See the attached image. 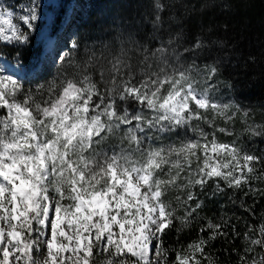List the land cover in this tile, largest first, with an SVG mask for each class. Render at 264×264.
<instances>
[{
  "label": "snow or ice",
  "instance_id": "obj_1",
  "mask_svg": "<svg viewBox=\"0 0 264 264\" xmlns=\"http://www.w3.org/2000/svg\"><path fill=\"white\" fill-rule=\"evenodd\" d=\"M165 7L154 0L150 31L129 22L90 43L74 15L35 82L0 66V264H218L216 241L264 264V214L202 215L227 196L256 219L264 120L235 99L216 41L163 37ZM44 22V0H0V58L23 67Z\"/></svg>",
  "mask_w": 264,
  "mask_h": 264
},
{
  "label": "trees",
  "instance_id": "obj_2",
  "mask_svg": "<svg viewBox=\"0 0 264 264\" xmlns=\"http://www.w3.org/2000/svg\"><path fill=\"white\" fill-rule=\"evenodd\" d=\"M166 5L161 14L164 19L163 37L183 31L186 42H194L197 36L213 45V52L226 56L228 65L225 75L233 82L234 97L245 107L253 109L255 117L264 120V0H161ZM154 0H82V12H79L78 26L84 42L105 39L114 33L118 26L131 22L142 30L150 31V25L141 23L150 19ZM81 4V2H80ZM82 13V15H81ZM11 49H4L3 54L14 59ZM40 47L34 45L24 49L23 61L30 65L40 54ZM55 72V66L44 59L38 70L25 76L35 82ZM256 143L264 148V140ZM251 204L252 200L249 199ZM221 204H227L224 209ZM221 211L229 216L235 213L248 222L257 224L264 214V199L254 208L256 219L239 208L227 202V196L214 200H206L202 215L219 217ZM240 231L244 230V221L238 224ZM195 232L185 233L181 239L184 243L194 238ZM175 233L166 237V242L172 244ZM236 247H241V241H235ZM229 247L221 241H216L210 249L218 258V264H235L237 257L223 251ZM230 250V249H229Z\"/></svg>",
  "mask_w": 264,
  "mask_h": 264
},
{
  "label": "rangeland",
  "instance_id": "obj_3",
  "mask_svg": "<svg viewBox=\"0 0 264 264\" xmlns=\"http://www.w3.org/2000/svg\"><path fill=\"white\" fill-rule=\"evenodd\" d=\"M3 2L15 6L18 3L25 2V0H3ZM82 6V0H44L45 22L41 24L40 30L34 34L32 40L34 41V45L39 46L40 51L43 52V60L45 59L52 63L57 51L61 50V42L58 41V38H63L65 29L68 27L74 15L77 16L76 24H78V20L81 18L79 12H82ZM62 7L65 10L63 13L61 12ZM54 19L57 20V26L59 28L58 33L51 28ZM50 33H52V35L49 40L48 37ZM0 66L4 67L9 73L17 72L22 76H27L33 71L38 70L36 59L32 60L30 65L24 63L22 67L17 64L15 59H9L4 55L0 58ZM256 120L257 122L261 121L257 118Z\"/></svg>",
  "mask_w": 264,
  "mask_h": 264
}]
</instances>
